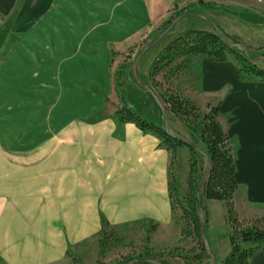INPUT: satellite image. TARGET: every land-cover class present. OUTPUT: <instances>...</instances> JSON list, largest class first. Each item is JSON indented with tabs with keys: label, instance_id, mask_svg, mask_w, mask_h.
<instances>
[{
	"label": "crops",
	"instance_id": "crops-1",
	"mask_svg": "<svg viewBox=\"0 0 264 264\" xmlns=\"http://www.w3.org/2000/svg\"><path fill=\"white\" fill-rule=\"evenodd\" d=\"M177 2L0 0L2 264H95L100 233L111 228L129 238L149 232L150 247L176 246L180 220L168 197L170 153L133 123L118 126L103 97L113 90L107 71L113 49L130 44ZM199 5L217 11L224 5L220 19H205L237 37L228 31L232 22L264 29V0ZM232 62L202 58L193 79L203 95L232 88L223 105L225 127L220 124L235 161L233 199L239 210H249L264 205V84L238 80ZM187 156L179 148L172 167L179 195L187 167L179 181L174 171ZM219 239L213 253L228 236ZM248 264H264V247Z\"/></svg>",
	"mask_w": 264,
	"mask_h": 264
},
{
	"label": "trees",
	"instance_id": "trees-1",
	"mask_svg": "<svg viewBox=\"0 0 264 264\" xmlns=\"http://www.w3.org/2000/svg\"><path fill=\"white\" fill-rule=\"evenodd\" d=\"M199 3L201 4V0H198ZM204 5L209 8L215 7L213 3ZM173 9L162 21L159 34L139 52V57L161 39L165 31L171 30L176 22L193 16L183 8L176 9L174 6ZM209 21L212 30L187 29L167 41L152 61L148 72L150 91L146 90L158 108L162 120L165 122L166 114L171 113L190 130L199 134L200 145L170 132L166 125L149 122L130 110L123 91L124 63L118 65L111 76L112 88L118 98L113 117L118 126L133 123L143 133L156 136L159 145L170 153L168 197L172 210H179L180 240L192 237L196 240L200 253L206 255L200 233L201 223L205 224L208 220L204 201L209 199L222 201L229 227V251L217 264H248L256 251L264 247V215L248 219L240 217L235 209L233 196L238 188L235 161L229 137L218 120L219 104L208 105L205 110H200L191 99L177 91L172 79L187 67L192 57L205 56L217 62L232 60L238 66L239 78L264 84V60H258L250 52L249 46L237 36L227 33L211 19ZM263 49L264 46L257 47V51ZM179 148H186L188 151L185 190L182 195L177 193L172 174ZM204 176L205 182L200 193V184ZM101 224L103 228L108 227L103 218ZM112 230L111 228L108 231ZM108 231L102 230V236ZM72 257L76 259L75 256ZM132 261L131 259L126 264ZM134 261V264H138L144 260L137 258ZM142 263L145 264L146 261Z\"/></svg>",
	"mask_w": 264,
	"mask_h": 264
},
{
	"label": "rangeland",
	"instance_id": "rangeland-1",
	"mask_svg": "<svg viewBox=\"0 0 264 264\" xmlns=\"http://www.w3.org/2000/svg\"><path fill=\"white\" fill-rule=\"evenodd\" d=\"M197 1L198 0H178V2L174 4L175 8H183L186 12L193 14V16L186 17L185 19H181L176 22L172 29L165 31L163 37L147 49L141 57L138 56L139 52H141V50L159 34V28L162 21L169 16L171 10H174V6L163 14L162 19H160L158 23H153L150 26L148 25V27H145L143 31L138 32L135 37H132V42H130V44L123 46V48L121 47L119 50L113 49L115 50V54L111 55L107 62V71L108 75L112 76V73L118 65L124 63L125 76L123 78V91L127 106L130 110L149 122L157 125H166L169 129L174 131V134L182 138L187 137L191 139V141L199 143L197 135L195 136L194 133L193 135L190 134L184 124L179 119L174 118V115V117H170V113H167L165 122L162 120L158 108L148 96L145 88L138 82L136 76V74H138V77L149 85L148 72L152 61L171 37L187 29H211V25L205 18L211 16L213 19H216V17L220 19L221 16L224 15L223 13H225L221 11L224 9V5H220V8H223L217 11L205 8L199 5ZM203 1L204 0H201V2ZM228 8L237 10V8L230 6H228ZM236 14H238L237 11ZM232 25L233 27L230 26L229 30H227L229 32L232 30V32L237 34L243 42L248 44L250 52L255 55L258 60H264V49L257 51V47L264 45V29L248 26V24L244 22H232ZM202 58L206 57H192L187 67L172 79V84L183 96L191 99L200 110H205L208 105L219 104L220 108L218 120L221 124H223L224 128L225 115L223 105L226 94L232 88L229 84H226L218 92H213L211 94L207 93L204 95L201 94V91L196 87L193 75L200 69ZM228 62L232 61L228 60ZM232 63L234 64V62ZM235 67L238 80L243 82H256L239 78L238 66L235 65ZM260 83L263 84L262 82ZM103 102L104 105L112 111L116 108L118 105V98L114 90L104 95ZM97 115H99V112L95 114V116ZM235 140L236 138L233 137V143ZM236 142L234 143L235 146L238 145V142ZM200 159L203 160L201 157ZM185 167H187V162L185 163V160L179 158L177 167L174 171L177 175V181H179L180 172L182 169L184 170ZM234 206L240 217L249 219L264 215V205L255 207L250 206L249 210H245V207L244 209L239 210V206L234 201ZM206 208L208 212V221L206 226L204 224V234L209 245L210 257L200 253L196 240L192 237H186L182 240L179 238L178 243L174 247L158 249L150 247L148 237L149 232H146V234L140 238H129L121 235L118 230H112L108 231L105 236H102V233H100L98 243L99 253L97 256L98 263L95 262V264H126L131 259L133 261L129 264H134V260L137 258L145 259V264H159L160 262L167 264H217L229 251L228 239H226V245L222 246L221 243L222 247L220 248V251L213 253L212 250L213 242L216 239L220 241V233H222L223 238H227L229 234V227L226 222L225 206L222 201L206 200ZM175 212L179 214V210H176ZM76 261L77 264H82L80 259ZM84 261L87 262L89 259L84 256ZM144 261H141V263L138 262V264H143L142 262Z\"/></svg>",
	"mask_w": 264,
	"mask_h": 264
},
{
	"label": "water",
	"instance_id": "water-1",
	"mask_svg": "<svg viewBox=\"0 0 264 264\" xmlns=\"http://www.w3.org/2000/svg\"><path fill=\"white\" fill-rule=\"evenodd\" d=\"M137 80L138 82L145 88V90L147 91H150V88L148 87V85L143 82L137 75ZM162 107V106H161ZM162 109L164 110V108L162 107ZM204 182H205V176L204 178L202 179L201 181V184H200V193H202V190H203V185H204ZM200 233H201V238H202V242L204 244V248H205V253H206V256L207 257H210V251H209V245H208V242H207V239L205 237V234H204V222L201 223V226H200ZM145 260V259H143ZM147 261H150V260H147Z\"/></svg>",
	"mask_w": 264,
	"mask_h": 264
}]
</instances>
